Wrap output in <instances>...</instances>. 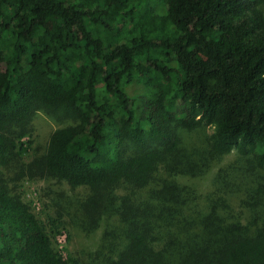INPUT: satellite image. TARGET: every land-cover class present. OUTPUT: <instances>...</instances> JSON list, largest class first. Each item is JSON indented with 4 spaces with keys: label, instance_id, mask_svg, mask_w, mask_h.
Returning a JSON list of instances; mask_svg holds the SVG:
<instances>
[{
    "label": "trees",
    "instance_id": "trees-1",
    "mask_svg": "<svg viewBox=\"0 0 264 264\" xmlns=\"http://www.w3.org/2000/svg\"><path fill=\"white\" fill-rule=\"evenodd\" d=\"M0 264H264V0H0Z\"/></svg>",
    "mask_w": 264,
    "mask_h": 264
},
{
    "label": "rangeland",
    "instance_id": "rangeland-1",
    "mask_svg": "<svg viewBox=\"0 0 264 264\" xmlns=\"http://www.w3.org/2000/svg\"><path fill=\"white\" fill-rule=\"evenodd\" d=\"M35 136H34V144L28 145L31 141V136H25L20 144L23 145V148H26V159L29 158V155L33 153V146L42 145L46 143V140L51 131H53L57 126V121L48 116L43 112H39L35 119ZM203 130V129H201ZM212 129L208 126L205 129V134H210ZM187 137H189L190 143L199 144L200 138L203 137V133H199L197 131L194 132H186ZM237 158V152L234 151L230 154L223 156L219 161L215 162L211 170L208 174L201 178H190L183 177L182 181L192 183L198 191L202 192L203 195L207 194L211 189L212 178L213 175L217 172L220 167H224L225 165L233 162ZM19 191L21 192L23 198L26 201L30 202L33 209L40 215V217L46 221L47 218L51 215H54L56 208L52 206V204L48 200L47 194L49 190L52 189L54 191H58L60 188L65 189L67 193L73 194L75 191L71 189L66 183L58 184L54 179H42L39 177L36 178H24L18 184ZM78 191H84L79 188ZM239 209V206L236 207ZM66 220H70V214H64ZM72 219V218H71ZM71 227H61L59 232L55 237V244L62 251L65 257H68L69 254L76 253L77 250L86 247H92L94 242L100 237L102 230L99 229L96 233L91 236H87L83 232H78L77 228ZM72 232V234H71ZM71 235V237H70Z\"/></svg>",
    "mask_w": 264,
    "mask_h": 264
}]
</instances>
